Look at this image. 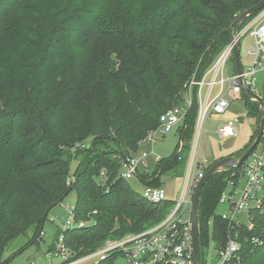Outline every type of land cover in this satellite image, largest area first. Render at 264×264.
Masks as SVG:
<instances>
[{
  "label": "trees",
  "instance_id": "1",
  "mask_svg": "<svg viewBox=\"0 0 264 264\" xmlns=\"http://www.w3.org/2000/svg\"><path fill=\"white\" fill-rule=\"evenodd\" d=\"M260 1L0 0V264H9L7 248L29 231V245L41 243L50 211L72 191L75 218L85 225L64 230L71 259L167 218L176 202H149L121 176L123 161L231 42L234 20ZM243 97L259 116L258 102ZM198 111L194 89L179 128L189 141L187 159ZM185 147L162 157L154 171L138 172L140 181L161 187V176L184 162ZM244 164L203 186L200 254L211 239L216 250L224 247L233 231L216 208L231 173L238 176ZM251 216V228L236 230L239 255L242 264H264V209ZM120 256L97 264H116Z\"/></svg>",
  "mask_w": 264,
  "mask_h": 264
},
{
  "label": "built area",
  "instance_id": "2",
  "mask_svg": "<svg viewBox=\"0 0 264 264\" xmlns=\"http://www.w3.org/2000/svg\"><path fill=\"white\" fill-rule=\"evenodd\" d=\"M240 30V43L246 34H249L254 41V46L247 49L246 52L250 62L243 64L241 60L242 72L237 71L236 63L233 74H229L226 67L228 61L231 58L234 59L235 40H231L203 77L190 82L182 101L184 104L176 105L163 112L158 128L141 142L142 146L137 153L127 156L123 161V167L126 170L122 171L121 176L126 180L133 179L140 170L150 172L148 158L154 154L155 150L152 148L151 151H142L143 147L150 144L154 147L158 133L167 134L175 128L179 129L184 126L193 104L194 89H196L199 111L191 140L186 182L180 200L167 218L143 232L127 235L119 240H109L97 251L78 259H71L64 230L85 225V221L75 218L73 209H71L70 215L61 229L62 232L60 231L54 243L53 251L48 253L49 256L55 255L61 260V264H97L107 255L118 251L125 257L128 264H195L192 205L196 187L210 165L207 158L203 161L199 160L204 124L211 113L224 114L228 111L232 106L228 96L240 100L245 105L243 83L264 99V95L257 91V75L264 72V8ZM239 122L240 116L226 121L219 126L216 133L223 140L236 137L239 134ZM259 145L261 149L254 153L255 159L248 164L245 163L238 176L237 171L231 173L226 188L228 190L225 189L220 197V203L229 206L228 213H223L220 216L229 223V227L233 231L229 234L225 246L215 251L216 256L211 264H242V258L239 255L240 244L237 241V227L246 225L251 228V215L255 211L264 209V133ZM183 147L184 142L181 140L179 151H182ZM154 160L158 163L161 156L156 155ZM241 182H243V187L240 189L238 185ZM144 197L153 203L167 200L166 192L162 187L147 186ZM187 210L190 216L184 218L183 215ZM242 213H248L247 224L241 222ZM41 235L43 236L44 232ZM28 264H35V261ZM199 264H206L203 253H199Z\"/></svg>",
  "mask_w": 264,
  "mask_h": 264
},
{
  "label": "rangeland",
  "instance_id": "3",
  "mask_svg": "<svg viewBox=\"0 0 264 264\" xmlns=\"http://www.w3.org/2000/svg\"><path fill=\"white\" fill-rule=\"evenodd\" d=\"M236 34V29L234 31ZM254 46V41L249 34H246L242 37L240 43V55L243 64L249 63L250 58L247 56V49ZM226 67L228 68L229 74H233L235 72V62L234 59L231 58ZM258 78V86L257 91H259L262 95H264V72H260L257 75ZM228 98L232 102V106L228 109V111L224 114L211 113L204 124V130L202 132L201 141H200V152H199V160L203 161L205 158L209 160V162H213L215 159L222 156H230L231 154L237 153L239 151H244L247 146L250 144L251 140L256 139L258 133H255L259 128V116L254 115V113L250 114L249 106L246 104H242L240 100L233 99L231 96ZM254 101V100H252ZM256 102V101H255ZM181 104H184L183 102ZM240 116L239 126V134L236 137H231L226 140H223L216 133V130L222 125L224 122L229 121L235 117ZM181 143V136L179 134V129L175 128L172 132L167 134L158 133L156 135V143L154 147L147 145L143 147L142 151L148 150L151 151L154 148L155 152L151 157L148 158V163L150 166V172L154 171L156 168L157 162H154V158L156 155H160L162 157H166L171 155L176 147ZM186 147L182 154H184L185 160L182 165L178 168V170H171L169 172L164 173L161 176V187L166 192V199L173 200L176 203L180 200L182 195L183 188L185 186L186 177L188 173V162L189 156L187 159V146L189 141L186 139L184 141ZM250 147V146H249ZM261 149L260 145L256 147L255 151L247 158L245 161L246 164L252 162L255 159L254 153L259 152ZM77 164L76 161L73 162V165ZM122 170L125 171L126 168L122 166ZM144 170H140L142 173ZM133 186V188L139 192L141 195H144L146 190V185L144 182L140 181L139 177L135 175V177L129 180ZM240 189L243 187V182L239 185ZM228 189H226L227 191ZM238 196L236 197V199ZM76 192L72 191L65 198V200L55 206L49 213L48 219L44 224L41 243H33L29 245L31 237L33 235V231H29L27 235H23L15 239L7 248L5 252L6 258H12L9 264H28L31 261H35V264H61V260L55 255H48L49 246L55 241L58 237L60 230L65 224L66 219L70 215V210L73 209L76 203ZM229 206L227 204L219 203L216 208V213L221 215L223 213H228ZM190 213L188 210L184 213L183 217H189ZM249 221L248 213H242L241 222L247 224ZM25 247L23 251L20 249ZM21 252H18V251ZM216 243L211 239L207 246L203 247L201 251L204 255V261L206 264H211L212 260L215 259L216 253ZM116 264H128L125 257L120 256Z\"/></svg>",
  "mask_w": 264,
  "mask_h": 264
},
{
  "label": "water",
  "instance_id": "4",
  "mask_svg": "<svg viewBox=\"0 0 264 264\" xmlns=\"http://www.w3.org/2000/svg\"><path fill=\"white\" fill-rule=\"evenodd\" d=\"M263 8H264V0H261L259 3H257L256 5H254L253 7H251L244 13H242L241 15H239L234 20V22L232 23L230 27L232 40H235L234 47H233V53H234V60L237 66V71L239 73L242 72V64H241V59H240V40H239L241 24L250 15L260 11ZM235 24H236V34H234V31H233ZM243 92L250 98L256 100L259 104V107H260L259 132H258L256 139L253 141L250 147L241 156H227L223 158L222 160L213 164L206 171L203 178L199 181L196 187V190L194 193L193 205H192V234H193L195 264H199L200 246H199L198 206H199L200 195H201L204 184L211 176L217 173L224 172L229 168L240 167L243 164V162H245L247 158L256 149L264 133V99L263 97H261L257 93L252 92L244 83H243Z\"/></svg>",
  "mask_w": 264,
  "mask_h": 264
},
{
  "label": "crops",
  "instance_id": "5",
  "mask_svg": "<svg viewBox=\"0 0 264 264\" xmlns=\"http://www.w3.org/2000/svg\"><path fill=\"white\" fill-rule=\"evenodd\" d=\"M151 157V156H150ZM155 162V161H154Z\"/></svg>",
  "mask_w": 264,
  "mask_h": 264
}]
</instances>
